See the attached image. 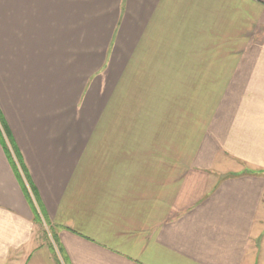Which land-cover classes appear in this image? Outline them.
I'll return each instance as SVG.
<instances>
[{"label": "crops", "instance_id": "obj_1", "mask_svg": "<svg viewBox=\"0 0 264 264\" xmlns=\"http://www.w3.org/2000/svg\"><path fill=\"white\" fill-rule=\"evenodd\" d=\"M0 264H264V0H0Z\"/></svg>", "mask_w": 264, "mask_h": 264}, {"label": "rangeland", "instance_id": "obj_2", "mask_svg": "<svg viewBox=\"0 0 264 264\" xmlns=\"http://www.w3.org/2000/svg\"><path fill=\"white\" fill-rule=\"evenodd\" d=\"M44 233L47 235L46 237L51 240V238L48 236L49 232L48 229L44 226Z\"/></svg>", "mask_w": 264, "mask_h": 264}]
</instances>
